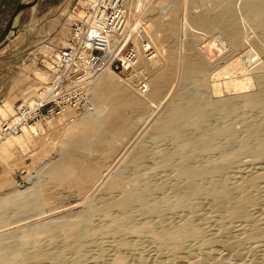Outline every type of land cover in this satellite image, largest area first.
I'll return each mask as SVG.
<instances>
[{"label":"bare ground","instance_id":"bare-ground-1","mask_svg":"<svg viewBox=\"0 0 264 264\" xmlns=\"http://www.w3.org/2000/svg\"><path fill=\"white\" fill-rule=\"evenodd\" d=\"M195 2L197 1L169 0L173 6V16L168 19L169 22L161 25L162 32H165L163 36L167 37L169 33L174 35V31L178 29L177 6L180 4L184 7L193 6ZM221 3L223 6L219 9H214L215 4H212L211 9L207 10L203 4L201 6L204 8L200 11H191L193 15L188 24L190 28L205 30V26L210 27L222 21L223 31L229 43L239 47L242 44L241 29L238 20L235 19L237 15L234 16L231 9L233 1L224 0ZM242 9L253 28L264 34V0H244ZM212 10L214 19H210L207 14ZM71 17L70 22L75 18L73 15ZM146 27L149 32L148 23ZM22 33L21 31L17 37ZM159 37L154 33L153 40L158 43L162 38ZM192 47V45L188 46L184 57L186 80L184 86L182 85L183 87L181 86L177 92V98L182 104L168 106L152 133L155 141L165 136L171 138L174 149L156 151L154 156L157 160L151 163L149 169L136 170L131 176H127L122 170L113 174H110L109 170L107 175H103L104 161L94 156V153L97 152L114 161L117 143L132 134L135 126L144 117L149 104L156 103L162 98L164 81L168 77V74L162 71L154 76L151 75L153 76L150 78L151 89L146 96L132 95L128 91H131V88L125 83L128 90L125 89L115 77L117 75L111 71L102 72L89 86V92L93 93L95 113L77 116L68 112L57 120L49 121L50 125L59 122H68V124L63 131L67 136L63 140L62 157L46 165L45 172L60 183L75 181L81 187L88 184L91 189L107 180L102 191L109 193L111 197L109 199L104 197L106 199L98 204L89 203L85 211L78 215H61L33 225L25 224L27 226L21 228H18V225V229L2 230L0 264H45L49 261L51 264H81L82 256L92 248L99 236L116 239H114L115 254L110 256L111 259L107 264H147L144 258L146 254L142 256L143 254H139L138 250V253L133 254V260H129L124 255L123 251L131 247V242H128L130 237L137 241L147 239L154 245L157 260H154L155 256L154 258L151 256L155 261H152L153 264H166L167 261H162L164 255L169 258V264L170 262L171 264H264V258L257 260L251 256L252 254L250 255L251 249L248 255L244 254L245 247L258 249L259 244L264 242V227L254 221L255 217L252 219L250 215L251 210L253 211L256 206L258 209V205L264 203V120L254 121L251 114L260 110L264 118V81L262 85L260 84L262 86L260 91L255 94L249 93L224 99L207 97L208 69L202 63L201 53H195ZM162 49L165 48L162 46L160 50ZM51 54H53L51 49H44L38 56H51ZM249 57L252 59L253 54ZM36 61L33 59L32 63ZM236 61L241 62V59L238 58ZM242 67L243 64L238 71H242L244 77H235L233 73V76L231 75L233 78L228 77L229 79L222 81L221 84L214 81L212 93L219 96L223 88L236 92L250 89L249 85L253 83V78L248 76L249 73L246 74V71L250 70ZM30 68L36 71L34 68L38 67ZM217 73L215 76L218 77L215 80L223 75L229 76L230 72ZM33 77L38 87L32 88L35 89L33 94L28 90L27 96H23L22 101L18 98L19 105L29 103L37 94L39 87L49 81L50 74L42 70ZM190 85L197 88L204 87L205 92L186 93V87ZM103 90L106 92L105 95L102 94ZM14 100L16 101L15 98ZM15 111L13 101L9 99L4 108H0V119L9 118L13 112L16 113ZM249 112L251 116L248 118L252 121L237 138L236 129L229 120L237 114L247 115ZM214 115L220 116L222 122L211 123L210 120ZM40 132H43L41 123H35L25 129L21 135L5 138L7 141L2 147L0 157L5 155L10 157L12 155L10 152L14 148L29 149L30 144H35L33 142H36V135ZM142 145L138 147L133 158L136 164L148 150L144 144ZM246 156L252 157L253 160L244 161ZM137 166L145 165L139 163ZM242 168H251V171L245 170V172ZM167 169H170L168 175L165 174ZM155 172H161L155 174L158 181L157 179L154 181L155 177L154 179L152 177L155 176L153 175ZM52 198L55 197L50 196L43 187L32 189L27 193L16 190L0 197V211L11 208L20 216L34 215L51 205ZM205 208L212 211L213 215L206 217L205 211V219L202 220L201 212L203 213ZM98 215L103 221L99 219L101 222L96 223L95 217ZM233 222L243 223V227L239 228V235L229 234V225ZM211 223L219 226L216 236L207 232ZM104 237L101 238L105 239ZM42 242L50 246L61 245L66 254L71 253L73 258L71 257V260L68 259L69 257L65 258L63 250L59 247L61 251L44 252ZM145 251L144 249L143 253H147ZM97 255L99 258L94 259L104 260L107 254L99 251Z\"/></svg>","mask_w":264,"mask_h":264},{"label":"rangeland","instance_id":"rangeland-1","mask_svg":"<svg viewBox=\"0 0 264 264\" xmlns=\"http://www.w3.org/2000/svg\"><path fill=\"white\" fill-rule=\"evenodd\" d=\"M18 1L19 0H0V34L3 32L6 24L8 23L12 14L14 13ZM222 1L224 0H215V1L206 0L205 9L207 10L211 9L210 6L212 4L213 5L215 4L214 9L216 8L219 9L221 6H223V4L221 3ZM231 1H233V3L231 4V9L234 12V16L237 15L236 16L237 18L235 17V19L238 20L237 23L241 29L242 44L239 47H234L229 43L223 31L224 23L222 21H219L216 24L211 25L210 27L205 26V30L190 28L188 22L190 21L191 15H193L191 11H200L201 9L204 8V7L202 8V6L197 2L193 3V6L187 5L184 7L181 4L177 6L176 14L178 21L177 22L178 29L174 31V35L169 33V36L167 37L163 36L165 32H162L161 25L169 22L168 19L170 20L172 18L173 16L172 4L169 3V0H154L144 5L143 17L146 20V24L147 23L149 24V28H148L149 36L151 37L153 43L155 44L160 54V59L157 61L158 63L154 65L151 71V75L154 76L159 72L161 73L162 71L164 74H168V77L164 81L165 89L162 98H160L161 100L159 99L156 101V103L149 104V106L147 107V111L145 113L146 116L144 115V117H142L143 120L141 119L142 121L140 120V122L135 126L132 134L128 138H125L121 142H118L119 145L117 143V153L114 157V161L109 158L101 156L97 152L94 153V156L100 157L104 161L105 168L103 175L104 174L107 175L110 171H111L110 174H113L115 172H118L119 170H122L124 173L126 172L127 176L128 175L131 176L136 170L149 169L151 163L154 160H157L156 156L154 155L156 151H158L159 149H166L167 151L174 149V144L171 138L165 136L161 140L155 141L152 138V133L155 128V125L162 118L168 106L182 104L179 102L177 98V92L182 85L184 86L186 80L184 75L186 74L184 57L186 52L188 51L187 49L189 45L193 46L192 48L195 51V53L198 52L201 53V55L203 56L202 63L204 66L205 65L207 66L208 69V76L206 77V82L208 85V89L206 90L208 94L207 97L211 96L210 98L212 99H224L229 97L233 98V97L243 96L246 94L248 95L249 93L255 94L258 93V91H260V88L262 87L260 86V84L262 85V82L264 81V34L253 28L250 22H248L249 20L246 18L245 13L242 9L244 0H231ZM69 2L73 3V0H40L35 8L30 9L26 12V15L22 22L23 33L19 37V41L15 42V44H13L11 48L9 47L10 49L8 50L3 49L2 51H0V108L2 107L4 108L5 103L10 99L11 101H13L14 111H15L16 110L15 107L19 105V100L22 101L24 99L23 96H27L26 93L28 92V90H31L32 93L31 92L30 93L33 94V91L38 87V83L35 81L33 75L34 74L36 75L38 71H42V70L45 71V69L43 68V66L40 65L38 66L37 69L34 68V70L36 71H32L30 67L31 66L35 67L36 64V62L33 64L32 60L33 59L37 60L38 58H40V56L38 55L40 52L43 53L44 49L47 50L51 49L53 52L65 45L66 39L68 38L71 32L70 20L68 18L69 15L65 14L66 6L69 5ZM207 10H205V12ZM207 14L209 15L210 19H214L215 16L213 10L208 11ZM151 24L152 26H150ZM185 27L188 28L185 29ZM183 29L185 32L183 31ZM154 33L160 36L159 39L162 37L158 43H156L153 40ZM198 33L205 34V47H206L205 54H203L199 50L198 43L201 41V37H199ZM162 46L165 49L160 50ZM15 50H19L18 56L14 55ZM248 54L249 55L253 54L252 59H250ZM49 56L50 55H47V57ZM238 58L241 59L242 63L240 61H236ZM242 64H243L242 68L246 70H250V71H246L247 72L246 74L249 73L248 76L251 79L253 78L252 80L253 83L250 82L253 84V85L251 84L252 87L251 85H249L250 89L246 88L244 90L245 92L244 93V92H236V91H227V89L223 88L221 92L222 94L220 93L219 96H216L218 94L215 95V93H212L214 91L212 88L214 81H217L218 83L221 84L227 81V79H229L228 77L233 78L232 77L233 73L235 77L236 76L244 77L243 76L244 73L242 74V71L239 70L240 73L238 71L239 67H241ZM228 66L230 69L227 68ZM39 67H41L42 69H39ZM234 70H236V72H234ZM220 71L223 72L222 74H224V71H229L230 72L229 76L228 74L223 75L222 77L218 78V80H215L216 77H218L215 76L216 73L217 72L219 73ZM239 74H241L242 76L241 75L239 76ZM153 76H151L150 78H152ZM115 77L119 79L123 87L127 89L125 80L118 75ZM25 86L28 87L25 88ZM32 88L35 89L32 90ZM128 91L132 95H136V96L138 95L135 94L136 92H134L132 89L131 91L130 90ZM192 91L205 92V88L204 87L197 88L192 85L186 87V93ZM102 94L105 95L106 92L103 90ZM91 95L93 98V93ZM14 98L16 99V101L14 100ZM93 105H94V101H93ZM95 112H96V108L94 106V110L92 111V113ZM13 113L12 116L14 115ZM250 113L251 112L247 113V115L237 114L232 120H229V123L232 124V126L236 129L237 138H239V135H241L243 131H245V129L250 125L252 120H250L248 116H251L252 114L253 115L252 118L254 121L264 120L260 110L253 112L251 114ZM12 116L6 119L1 118L0 126L5 121L9 120ZM61 117L63 116H60V118ZM212 118L214 119L212 120ZM212 118L210 120L211 123L212 121L213 123H218V121L222 122L220 116L217 117L216 115H214L212 116ZM57 119H59V117L41 123V126L43 127V132H40L36 135L35 138L36 142H33L35 144H30V146L28 147L29 149L23 150L21 148H17V149L14 148L10 152V154H12L10 157L6 155L4 157H0V197L16 190L21 191L23 193H27L32 189L33 190L38 189L39 187H43L44 189L47 190L50 196L55 197L52 198L51 205L43 209L41 212L35 213L34 215L20 216L14 213L13 209L11 208H7L0 211V234L3 233L2 230L7 231L11 229H18L21 228L22 226H27L30 224L33 225L36 223L44 222L48 219H55L61 217V215L62 216H66V215L74 216L76 214L78 215L85 211V208L89 203L92 202L98 204L103 199L106 198L109 199L111 197L108 195L109 193L102 191L104 190L103 188L105 187V183L107 180H105L103 183L100 182L101 184L98 183V185L95 186L94 189L93 188L91 189L90 187H88L89 186L88 184H85L84 187H81L75 181L60 183L59 181L54 180L52 176H50L45 172L46 165L50 163H54L62 157L61 155L63 153L62 152L63 140L66 139L65 136H67L66 133L65 134L63 133V131L65 128H67L68 122L67 123L59 122V123H54L53 125L48 124L49 121L51 120L53 121ZM7 139H5L0 143V153L2 147L6 144ZM142 144H144V146L147 147L148 150L145 156L142 157V159L137 164L142 163L146 166V168L145 166H141V167L137 166V164L133 160L138 147L143 146ZM243 160L251 161L253 160V158L250 156H246L244 157ZM170 169H167L165 171L166 175L170 173ZM242 169L243 171L245 170L251 171V168L249 169L242 168ZM159 173L155 172L153 173V175ZM160 175L158 176V178H160ZM152 177L153 179L155 177L154 181H156L157 175ZM263 205L264 203L259 204L258 209L256 206V208H254L253 211L252 210L250 211V215H252L251 216L252 219L255 217L254 221L261 223L258 224L261 225L262 227H264V225H262L264 224V211H262ZM205 211L207 212V214L205 213ZM204 213L206 217L207 215L209 217L210 216L212 217L213 215L212 211H210L208 208L207 209L205 208V210L203 209V213L201 212V216L203 215L202 220L205 219ZM98 216L95 217L96 223L103 221L101 217ZM26 221L29 222L27 223ZM210 225L211 226L209 227L211 229L208 228L209 229L207 231L208 234L209 235L211 234L212 236H216L219 232L218 230L219 226L215 223L214 225L212 223ZM241 226L243 227V223L241 222L231 223L229 225V234L239 235L240 234L239 230L242 228ZM234 229L236 230L234 231ZM230 231L232 233H230ZM101 237L104 236H99L98 239L96 238V243H94L95 245L93 244L94 246L92 245V248H90V250L87 251V253H85L82 256L81 264H103V263L107 264L108 261L111 259L110 256H113L115 254L114 244L116 239L109 238L110 239L109 240L107 237H104L105 239ZM128 240H129L128 242H131L130 243L131 247L127 251L125 252L123 251V253L124 255H126V257L129 260H133V254L138 253V251L139 254L140 253L143 254L142 256H145L144 254H146L144 258L147 264H153V262L157 260V257L155 255L156 251L154 245H152V243L149 242V240L146 239L147 240L146 241L144 239L145 241L142 240L143 241L142 242V241H137L136 239L131 237ZM136 241L138 242V244ZM110 242H112L113 244ZM132 243L134 245H132ZM263 244L262 243L259 244L260 246L257 247L258 249H256V247H252V248H250L249 246L245 247L244 254L248 255L250 252L249 249H251L252 252L250 253V255L252 254L251 255L252 257H254L257 260L264 258ZM42 246L44 247L43 249L44 252H57V251H61L62 249L61 245L50 246L48 245V243L45 242H42ZM58 247L61 249H59ZM148 247H151L153 249L151 248L149 249ZM144 249L146 250L145 252L147 253H143ZM152 250L154 252H152ZM99 251H103L104 254H107L105 255L106 259L97 260L99 258V255H97ZM62 253L65 254L64 255L65 258L69 257L68 259L70 260L73 258V255L69 252H67L66 254V252L63 250ZM151 256L153 258L155 256L154 258L155 261H153V258ZM165 256L166 255H164L163 257L165 259L162 258V261L165 260L168 262V263L166 262V264H169L170 260L167 256L166 257ZM49 262L45 264H51Z\"/></svg>","mask_w":264,"mask_h":264},{"label":"built area","instance_id":"built-area-1","mask_svg":"<svg viewBox=\"0 0 264 264\" xmlns=\"http://www.w3.org/2000/svg\"><path fill=\"white\" fill-rule=\"evenodd\" d=\"M154 0H73L66 6L71 32L63 47L51 56H40L49 81L29 103L0 127V141L19 136L35 123L68 112L77 116L93 111L89 86L102 72L111 71L138 95L150 92L151 71L160 59L144 19V5ZM200 5L206 0H196ZM199 34V33H198ZM199 50L205 54V34H199Z\"/></svg>","mask_w":264,"mask_h":264},{"label":"water","instance_id":"water-1","mask_svg":"<svg viewBox=\"0 0 264 264\" xmlns=\"http://www.w3.org/2000/svg\"><path fill=\"white\" fill-rule=\"evenodd\" d=\"M40 0H19L17 7L0 34V51L21 32L23 17L30 9L35 8Z\"/></svg>","mask_w":264,"mask_h":264},{"label":"crops","instance_id":"crops-1","mask_svg":"<svg viewBox=\"0 0 264 264\" xmlns=\"http://www.w3.org/2000/svg\"><path fill=\"white\" fill-rule=\"evenodd\" d=\"M26 15V14H25ZM25 15H24V17H25ZM24 17H23V19H24ZM23 22V21H22ZM21 31L23 32V28H22V26H21ZM21 36V35H20ZM19 36V37H20ZM19 37H16V38H14L5 48H3V49H5V50H8V49H10L11 48V46L13 45V44H15V42H17V41H19ZM10 47V48H9ZM2 49V50H3ZM1 50V51H2ZM18 51V52H17ZM15 54V56H18V53H19V50H15V52H14ZM3 55V54H2Z\"/></svg>","mask_w":264,"mask_h":264}]
</instances>
